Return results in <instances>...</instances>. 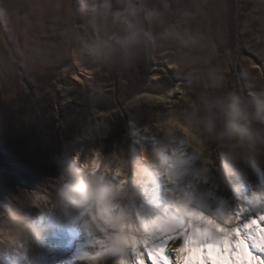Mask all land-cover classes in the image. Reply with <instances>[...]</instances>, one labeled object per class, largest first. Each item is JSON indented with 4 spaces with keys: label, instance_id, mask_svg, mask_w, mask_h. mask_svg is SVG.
Returning <instances> with one entry per match:
<instances>
[{
    "label": "rangeland",
    "instance_id": "374dc122",
    "mask_svg": "<svg viewBox=\"0 0 264 264\" xmlns=\"http://www.w3.org/2000/svg\"><path fill=\"white\" fill-rule=\"evenodd\" d=\"M153 12L158 18L149 15ZM75 63L89 72L80 75L82 82L74 79ZM261 87L264 0H0V211L16 210L41 229L23 259L4 250L0 264H124L132 259L127 252L138 248L151 264H203L205 254L225 264L229 234L238 237L239 219L264 214L263 172L254 170L250 179L241 165L243 189L227 180L232 195L219 198L210 192L211 171L187 189L201 169V161L191 160L175 176L176 193L162 183L146 193L135 182L141 147L133 134L125 135V127L132 129L125 112L108 148L116 145L124 154L130 176L122 185L130 191L118 197L117 189L105 184L100 195L90 188L78 192L76 198L83 205L87 200L99 215V225L85 235L103 237L81 241L78 216L57 196L67 182L59 156L65 143L91 125L105 126L100 113L136 94L178 90L189 110L193 100L203 104L224 92ZM155 108L140 103L129 113L148 121ZM206 144L217 162L216 142ZM27 191L49 192L58 210L41 221ZM210 227L229 234L223 247L202 253L194 245ZM255 228L257 235L264 233V222ZM184 230L182 238L193 246L177 249L169 260L165 250H173L174 234ZM106 250L110 253L102 254ZM259 260L241 246L231 264ZM136 264H144L140 255Z\"/></svg>",
    "mask_w": 264,
    "mask_h": 264
},
{
    "label": "clouds",
    "instance_id": "9594fccd",
    "mask_svg": "<svg viewBox=\"0 0 264 264\" xmlns=\"http://www.w3.org/2000/svg\"><path fill=\"white\" fill-rule=\"evenodd\" d=\"M135 21V13L129 14ZM158 18L157 13H150ZM132 21H125L131 23ZM139 23L138 21H135ZM181 116H171L158 127L184 129L196 136L199 144L191 145L197 159L205 164H212L225 176L232 175L250 160L264 157V87L244 93L228 91L203 104L192 101ZM148 131L147 128L144 129ZM208 140H214L218 148V165L209 160ZM140 159L154 166V156L141 147ZM76 172L67 178V182L57 193L61 200L71 198L82 188H90L97 195L102 194L105 182L115 175L125 177L128 162L122 152L113 151L108 155L100 150H91L81 158L80 153L72 157ZM183 169L182 163H177ZM125 185H119L116 196L129 193ZM26 199L31 208L50 211L55 203L50 193L27 191ZM175 211V209H173ZM41 229L25 220L24 215L12 209L0 211V251L10 250L23 259L31 245L40 239ZM118 242V241H117ZM95 260V258H92Z\"/></svg>",
    "mask_w": 264,
    "mask_h": 264
},
{
    "label": "bare ground",
    "instance_id": "6f19581e",
    "mask_svg": "<svg viewBox=\"0 0 264 264\" xmlns=\"http://www.w3.org/2000/svg\"><path fill=\"white\" fill-rule=\"evenodd\" d=\"M86 73L88 74L89 72L76 66V69L73 72L75 75L74 79L82 82L80 75ZM179 94L180 92L178 90L170 91L168 95L164 96L160 94L144 92L131 96L125 101L119 100L111 111L100 113L98 115V120H101L102 124H105V126H99L97 124L98 126L92 127L91 125L87 132H83V135H79L73 139L69 145H66V143L64 144V150L59 156V163L63 172H65L64 177L67 179L69 175L76 172V166L72 164V157L77 152L80 153L81 158H83L84 155L90 154L91 150L94 149L100 150L105 155H108L113 151L120 152L116 145L110 151L108 148V142H113L110 137H112V139H116L113 135V129H118L120 117L122 120H125L127 113V115L129 117L131 116L132 118L131 127L133 131L132 129L125 127V135L133 134L135 136V144L139 145L140 147H146L154 156V166L145 164L140 159V149L138 150L137 148L139 153H137V156L135 157L137 160L135 161V165H133L136 177L135 182L139 183L146 193L149 189H157L161 183L168 189L169 194L172 192L176 193L174 190V186L176 185L175 176L179 171H181V169H178L176 165L177 163H182L185 167L189 161L198 160L196 152L193 150L191 145L199 144V140L196 138V136L190 133L186 128L177 130L173 128L158 127V125H163L164 121L168 120L169 117H179L183 112L186 111V101H181L182 97H179ZM147 102L152 103V106L156 107L155 109L150 110L148 113L150 120L147 121L141 117H132V115H130L129 111L131 107ZM159 108L162 109L160 110ZM113 117L115 118L114 123L111 122ZM145 128L148 129L147 132L144 131ZM216 153H218L217 147L215 148V156ZM208 159L213 161L212 156L210 155L208 156ZM217 162L214 161L215 164ZM211 166L213 165L205 164L201 161L200 172L195 175L194 180L189 183L187 189L192 190L196 184V181H198L203 174L209 173L210 171L211 175L209 188L214 197L218 196L220 198L225 196L226 198H229L232 195L227 180H230L231 185L237 186V191H241L243 189L242 186L244 184H241L238 171L232 175L225 176L218 170L217 167L214 170ZM242 167L244 169V174L250 179L253 177L254 170H257L259 174L261 172L264 174V157L250 160L246 164L242 165ZM129 176L130 170L128 168L125 177L122 178L113 175L108 178L105 184H107L110 189L116 190L118 189L119 185H122L128 181ZM77 195L78 193H75L71 198L62 201L67 207L72 209L71 212L73 215L78 216V219L75 220L80 227L81 241H84L85 239L94 240L98 237H102V232H97L96 234H93V232L90 236L85 235L87 231L91 232L94 225H99V215L94 206H89L87 200H84L86 205H83L76 198ZM52 199L55 203L53 196ZM55 205V208L51 209L50 211L45 209H37L41 221H43L42 219L45 217H48L51 212L58 210V205L56 203ZM79 218L82 219L79 220ZM83 226L87 227V229L85 228L84 230ZM187 232L188 231L185 232L184 230L183 232H178V234L174 235H176L178 238H182L184 235H187ZM246 250L247 249L243 250V254L246 253ZM6 252H8L7 255L11 253L10 250H7ZM108 253H110L108 250L102 252V254ZM251 264L258 263L251 262ZM259 264H264V261L259 260Z\"/></svg>",
    "mask_w": 264,
    "mask_h": 264
},
{
    "label": "snow or ice",
    "instance_id": "6c2138e0",
    "mask_svg": "<svg viewBox=\"0 0 264 264\" xmlns=\"http://www.w3.org/2000/svg\"><path fill=\"white\" fill-rule=\"evenodd\" d=\"M253 66L255 67V65ZM259 222H264V214H259L245 222H241L239 219L235 226V231L238 233V237L236 235H230L229 233L216 232L215 228L210 227L201 238L196 240L194 246L198 249H202V253H207L209 249L223 247L224 236L229 234V253L228 260L225 264H231L234 250L241 246H247V248L253 253V257H258L260 260L264 261V233L257 235L255 228V225H258ZM191 246H193L191 239L185 240V238H178L174 242L173 250L171 252L165 251L164 255L167 256L169 260L174 261L177 255V249L184 251L186 248H190ZM129 255L132 259L128 260L126 258L124 264H136L138 255L143 258L144 264H151L148 260V253L142 248H138L135 253L129 250L126 257ZM202 262L203 264H216V262L212 260V257H209L207 254L203 255Z\"/></svg>",
    "mask_w": 264,
    "mask_h": 264
}]
</instances>
